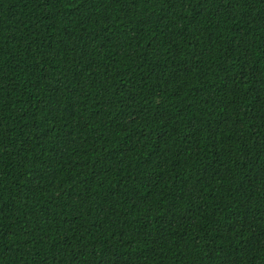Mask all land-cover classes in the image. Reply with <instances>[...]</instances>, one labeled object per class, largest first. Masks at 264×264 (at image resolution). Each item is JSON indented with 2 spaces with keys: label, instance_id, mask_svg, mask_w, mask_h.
Instances as JSON below:
<instances>
[{
  "label": "trees",
  "instance_id": "16d2710c",
  "mask_svg": "<svg viewBox=\"0 0 264 264\" xmlns=\"http://www.w3.org/2000/svg\"><path fill=\"white\" fill-rule=\"evenodd\" d=\"M0 264H264V0H0Z\"/></svg>",
  "mask_w": 264,
  "mask_h": 264
}]
</instances>
